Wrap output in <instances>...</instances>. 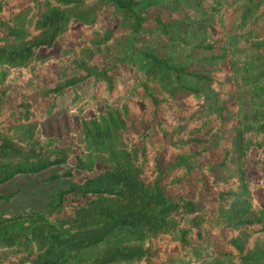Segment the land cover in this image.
Returning <instances> with one entry per match:
<instances>
[{
  "label": "trees",
  "instance_id": "1",
  "mask_svg": "<svg viewBox=\"0 0 264 264\" xmlns=\"http://www.w3.org/2000/svg\"><path fill=\"white\" fill-rule=\"evenodd\" d=\"M182 1L0 0V264H264V206L246 177L264 148V34L241 32L264 0L231 15L194 0L191 33L158 14L145 25ZM149 36L190 44V60ZM65 98L72 146L41 128Z\"/></svg>",
  "mask_w": 264,
  "mask_h": 264
},
{
  "label": "rangeland",
  "instance_id": "2",
  "mask_svg": "<svg viewBox=\"0 0 264 264\" xmlns=\"http://www.w3.org/2000/svg\"><path fill=\"white\" fill-rule=\"evenodd\" d=\"M212 0H204L205 3H209ZM214 1V0H213ZM224 2L225 5L230 4V6L226 7V10H228V13L230 15L232 14V9L239 6L243 1L241 0H217ZM194 0L189 2L188 0H184L182 2H177L174 5H162L158 7H154L149 9V11L146 13V20L145 25L146 26H152L154 25L153 17L155 15H160V17L164 21L172 22L174 23L179 31H182L184 33H191L193 30L201 26L199 22H197L194 17V14L196 11L194 7ZM111 9H109L110 11ZM258 19H255V21L252 23L249 22L247 25H245L241 32H247V31H253L254 33L258 35L264 34V6L261 7V9L258 11L257 14ZM100 22L102 26H114V18L113 16L108 13L101 17ZM125 31L117 29L115 31V34H121ZM120 42V40H117ZM143 46H156L158 49L165 51L168 55H170L173 58L189 61L190 56V44H183V43H177V44H163L160 40L157 38L152 37H145V39L142 40ZM72 47V45H69ZM122 44L120 45V47ZM62 48H65L64 46H60L58 43L54 44L51 50H46V54H51L52 57L55 59L58 58V53ZM74 56L73 52L70 50H66L65 56ZM244 56V55H242ZM103 52H95L92 55V59L97 61L98 63H105L102 60ZM259 61V64H261ZM61 66L66 67L67 74H75L78 72V70L71 69L70 62H64L61 64ZM123 72L125 75V78H128L132 75V72L128 69L123 67ZM58 76V67L55 66V64H50L47 69H45V78L48 84L53 82L56 77ZM90 85V80H86L80 84L77 85V89L80 92L87 91V88ZM112 101L119 103L120 98L116 97ZM67 102V98L63 99L61 101V107H59V111L47 116L42 122H41V128L43 135H50L54 136L59 139L60 145L65 146H72L74 144V137L72 135V130L75 128L76 125V118L73 116L69 111L66 110L64 107V104ZM98 111H101V107L98 108ZM86 115H91L90 111L86 112ZM103 165H97V169H102ZM89 174L86 172H76V178L78 180H82L83 178L87 177ZM246 177L251 180V182L256 186L253 189V196L254 199L259 203L260 206H264V148L261 151L253 150L251 153V156L247 160L246 164Z\"/></svg>",
  "mask_w": 264,
  "mask_h": 264
}]
</instances>
